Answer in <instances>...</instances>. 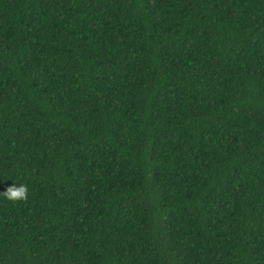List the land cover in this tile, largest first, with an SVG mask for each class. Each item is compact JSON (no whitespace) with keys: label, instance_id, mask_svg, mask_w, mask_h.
Segmentation results:
<instances>
[{"label":"trees","instance_id":"obj_1","mask_svg":"<svg viewBox=\"0 0 264 264\" xmlns=\"http://www.w3.org/2000/svg\"><path fill=\"white\" fill-rule=\"evenodd\" d=\"M0 264H264V0H0Z\"/></svg>","mask_w":264,"mask_h":264},{"label":"clouds","instance_id":"obj_2","mask_svg":"<svg viewBox=\"0 0 264 264\" xmlns=\"http://www.w3.org/2000/svg\"><path fill=\"white\" fill-rule=\"evenodd\" d=\"M29 194V189L27 185H12L7 188L6 191L0 193V195L4 196L7 200L11 202H21L27 201Z\"/></svg>","mask_w":264,"mask_h":264}]
</instances>
